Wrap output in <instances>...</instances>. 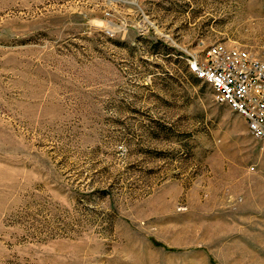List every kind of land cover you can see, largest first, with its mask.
Returning a JSON list of instances; mask_svg holds the SVG:
<instances>
[{
  "label": "rangeland",
  "instance_id": "374dc122",
  "mask_svg": "<svg viewBox=\"0 0 264 264\" xmlns=\"http://www.w3.org/2000/svg\"><path fill=\"white\" fill-rule=\"evenodd\" d=\"M264 62V0H0V264H264V142L189 71Z\"/></svg>",
  "mask_w": 264,
  "mask_h": 264
},
{
  "label": "built area",
  "instance_id": "2783aa9c",
  "mask_svg": "<svg viewBox=\"0 0 264 264\" xmlns=\"http://www.w3.org/2000/svg\"><path fill=\"white\" fill-rule=\"evenodd\" d=\"M188 67L211 86L216 103L242 116L249 134L264 142L263 61L248 50L215 42L201 56H191Z\"/></svg>",
  "mask_w": 264,
  "mask_h": 264
}]
</instances>
